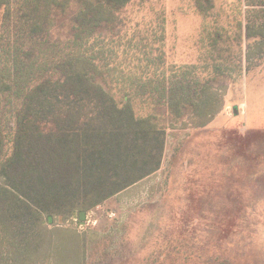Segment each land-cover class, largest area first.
I'll list each match as a JSON object with an SVG mask.
<instances>
[{"label":"rangeland","instance_id":"374dc122","mask_svg":"<svg viewBox=\"0 0 264 264\" xmlns=\"http://www.w3.org/2000/svg\"><path fill=\"white\" fill-rule=\"evenodd\" d=\"M109 22L110 77L187 65L214 112L132 93L135 114L165 130L161 165L84 223L53 220L79 232L78 259L63 264H264V0H130Z\"/></svg>","mask_w":264,"mask_h":264},{"label":"trees","instance_id":"16d2710c","mask_svg":"<svg viewBox=\"0 0 264 264\" xmlns=\"http://www.w3.org/2000/svg\"><path fill=\"white\" fill-rule=\"evenodd\" d=\"M129 1L0 0L2 262L77 260L79 232L53 220L82 224L88 210L159 169L165 130L152 115L135 114L134 93L151 104L214 112L212 94L185 76L187 65L144 80L108 75L109 21Z\"/></svg>","mask_w":264,"mask_h":264},{"label":"water","instance_id":"95a60500","mask_svg":"<svg viewBox=\"0 0 264 264\" xmlns=\"http://www.w3.org/2000/svg\"><path fill=\"white\" fill-rule=\"evenodd\" d=\"M235 110V113L237 112V109H234Z\"/></svg>","mask_w":264,"mask_h":264}]
</instances>
